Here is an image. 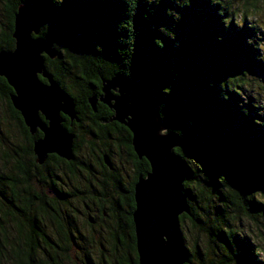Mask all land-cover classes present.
<instances>
[{"label":"trees","instance_id":"obj_1","mask_svg":"<svg viewBox=\"0 0 264 264\" xmlns=\"http://www.w3.org/2000/svg\"><path fill=\"white\" fill-rule=\"evenodd\" d=\"M21 5L37 15L38 37L57 51L53 61L44 58L45 69L74 103L78 123L97 124L109 116L102 114L105 105L97 102L93 112L87 100L99 98L101 81L116 74L153 95L167 132L181 141L174 154L185 169L189 215L179 218L185 264H264L240 228L246 221L260 229L264 221V0H0V52L14 49V15ZM0 92L4 121L11 122L13 112L14 123L23 126L3 78ZM62 119L68 127L69 119ZM72 129L67 131L75 135ZM124 132L119 144L144 177L149 166L138 161ZM83 142L75 136L74 157ZM109 149L88 143L93 169L104 179L98 187L117 193L109 212L104 208L105 222L88 229L75 220L83 224V200L69 190L70 162L57 157L63 187L48 186L52 194L38 197L9 176L8 155L1 153L0 264H138L133 196H118L126 193L119 167H103ZM185 222L206 238L207 248L196 243L186 249ZM76 231L90 242L79 241Z\"/></svg>","mask_w":264,"mask_h":264},{"label":"water","instance_id":"obj_2","mask_svg":"<svg viewBox=\"0 0 264 264\" xmlns=\"http://www.w3.org/2000/svg\"><path fill=\"white\" fill-rule=\"evenodd\" d=\"M39 31L37 15L19 6L13 22L14 49L0 52V78L12 89L11 105L30 133L39 128L44 135L33 146L37 163L42 164L47 154L69 162L73 136L63 128L62 116L77 122L75 105L45 69L44 58L53 61L58 54L50 42L38 37ZM97 102L112 110L111 121L128 130L134 154L149 166L134 186L132 220L138 264H185L179 218L189 215V209L182 191L185 169L174 154L181 146L179 137L167 132L153 95L123 75L101 81L99 98L87 100L93 112ZM104 162L108 165L107 158Z\"/></svg>","mask_w":264,"mask_h":264},{"label":"flooded vegetation","instance_id":"obj_3","mask_svg":"<svg viewBox=\"0 0 264 264\" xmlns=\"http://www.w3.org/2000/svg\"><path fill=\"white\" fill-rule=\"evenodd\" d=\"M2 96H4V93L0 92V97ZM1 104L4 105V103L0 100V106ZM102 114H107V116H109L106 119H98L99 121L97 124H81L78 123V121L71 122L69 120L70 122L68 127L63 125V128L66 131L68 128H74L72 130L74 131L75 135L67 131L73 136V148L75 136H77L78 142L79 140L84 141L82 143L84 145L81 146L80 150L81 155H77V157H74L73 155V159L69 161L71 163L70 173L72 175L69 190L73 197L81 196L83 200L81 201V204L79 205L80 209L78 210L79 216L84 219L83 224L79 218L75 219L77 222V227L79 228L83 226L87 229L92 227L98 228L101 224H103L106 219V210L109 212L111 200H114L112 197L114 196V193L117 194L113 190L109 191V186L104 187L107 189L106 193H103V188L98 187L99 183L102 184L104 179L101 180V175H99V172L93 169L94 162L90 159L91 155L89 156L90 153H88V143L95 142L96 146L100 148L103 145H106L107 147L109 146V152L105 153L103 156V167L106 166L109 170H112L113 166H116L117 168L119 167L121 169L122 177L120 181V187L125 189L126 193L117 191L120 198H126V195H132L134 201V186L138 178L141 177L139 175H141L143 172L141 168H139L137 171L133 169V164L130 163L128 156L124 152V149L119 144V142L122 141L121 139L126 136L127 133L124 131L127 129L123 125L111 121L113 112L109 108L105 107V109L102 111ZM12 118L14 119L15 116L13 112H9V119H11V122L9 121L8 126L16 132L15 135L18 139V142L16 145H5V151L8 155L7 171H9V176L12 179L23 180L25 183L23 189L32 196L38 195V197H40L45 192L48 195L52 194V191L47 190L48 186H50V188L54 187L57 191H60L63 187L61 186V183L65 178L63 177V172L57 168V156L55 154H47L44 162L42 164H38L37 157L33 151L34 143L41 140L44 136L42 131L37 128L33 133H30L29 128L26 127L24 123L23 126L16 125ZM40 119L44 124H47L42 115H40ZM63 121H66V119ZM80 132H83V134ZM104 158H107L108 165L105 164ZM138 161L142 163L145 160L141 159ZM19 165L21 168L20 171ZM84 169H87L88 172L84 171ZM93 174L94 179L91 181L89 180L91 178L88 176ZM77 175L80 176V179L76 177ZM95 181H97V185L93 183ZM86 183L88 186H90L89 190L85 188ZM77 184L81 185V190L77 188ZM116 206L118 207L117 209L119 211H123V205L120 202L117 203ZM75 207L76 206H74V208ZM105 207L106 210L104 209ZM75 234L79 241L90 242L88 240V235H84L82 231H76ZM96 240L98 239L95 236V241Z\"/></svg>","mask_w":264,"mask_h":264},{"label":"rangeland","instance_id":"obj_4","mask_svg":"<svg viewBox=\"0 0 264 264\" xmlns=\"http://www.w3.org/2000/svg\"><path fill=\"white\" fill-rule=\"evenodd\" d=\"M48 26H51V24H47ZM48 30H51V28L47 27ZM4 115H3V110L0 107V133H2L0 135V138L4 141L5 145L8 144H17V138H16V133H14V131L8 126L7 122L4 121ZM6 148L5 146L2 147L0 146V155L3 151H5ZM2 162L0 161V170H2ZM261 226H259L260 229H256L254 226H252L251 224H248L246 221H242L241 222V226L240 228L242 229V231L246 234H248V236L251 237V241L252 243H254V245L257 247L258 251L261 253L260 257L264 258V221L260 220ZM181 229H182V235L184 238V244L186 246V249H188V251L192 250V247L194 244H198V246L202 249H204V247H208V241L206 240V238L202 235L199 234L193 230H191V228L189 227L188 223L185 222V224H181ZM250 231L253 233L250 234ZM261 233V235L259 234ZM256 234V235H255Z\"/></svg>","mask_w":264,"mask_h":264}]
</instances>
